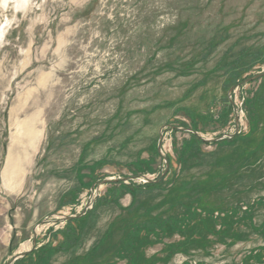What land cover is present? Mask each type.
I'll use <instances>...</instances> for the list:
<instances>
[{
  "label": "rangeland",
  "instance_id": "rangeland-1",
  "mask_svg": "<svg viewBox=\"0 0 264 264\" xmlns=\"http://www.w3.org/2000/svg\"><path fill=\"white\" fill-rule=\"evenodd\" d=\"M0 33V264H264V0H8Z\"/></svg>",
  "mask_w": 264,
  "mask_h": 264
},
{
  "label": "water",
  "instance_id": "water-1",
  "mask_svg": "<svg viewBox=\"0 0 264 264\" xmlns=\"http://www.w3.org/2000/svg\"><path fill=\"white\" fill-rule=\"evenodd\" d=\"M264 75V72H262V73H259V74H257V75H255L254 77H252V78H259V77H261V76H263ZM248 78L247 79H245L244 80V82H248ZM234 89V86H232L230 89H229V91H228V98L230 99L231 98V92H232V90ZM230 102H232V100L230 99ZM235 125L237 126V117H235ZM188 130H190V129H188ZM194 134H196V135H198V132H195V131H192ZM224 138H227L226 136H219V137H217V138H215V139H213V140H220V139H224ZM158 150H159V152H160V154H161V156H162V153H161V149H160V145L158 146ZM164 158V157H163ZM70 218H72L71 216H66V217H64V219H66V220H68V219H70ZM34 242V241H33ZM24 255V253H19V254H17V255H14L13 257H12V259H11V261H10V263H12L13 261H15L16 259H18V258H20V257H22Z\"/></svg>",
  "mask_w": 264,
  "mask_h": 264
},
{
  "label": "built area",
  "instance_id": "built-area-1",
  "mask_svg": "<svg viewBox=\"0 0 264 264\" xmlns=\"http://www.w3.org/2000/svg\"><path fill=\"white\" fill-rule=\"evenodd\" d=\"M240 120H241V117L239 118V116L237 115V126L235 125V122H234L233 128L230 131L223 133L221 136H226L227 138H230L234 134H237L240 131V122H239Z\"/></svg>",
  "mask_w": 264,
  "mask_h": 264
},
{
  "label": "clouds",
  "instance_id": "clouds-1",
  "mask_svg": "<svg viewBox=\"0 0 264 264\" xmlns=\"http://www.w3.org/2000/svg\"><path fill=\"white\" fill-rule=\"evenodd\" d=\"M0 6L7 8L8 7V0H0ZM16 10L19 11L20 10V5H16ZM7 23V21H6ZM0 37H2V33H0Z\"/></svg>",
  "mask_w": 264,
  "mask_h": 264
},
{
  "label": "trees",
  "instance_id": "trees-1",
  "mask_svg": "<svg viewBox=\"0 0 264 264\" xmlns=\"http://www.w3.org/2000/svg\"><path fill=\"white\" fill-rule=\"evenodd\" d=\"M263 78H264V76L262 77V79H263ZM237 84H238V83H237ZM233 85H235V83H234ZM30 255H31V254L25 255V257L22 258L21 260H20V259L16 260L14 264H16V263H18V262H22L23 259H25L26 257H29Z\"/></svg>",
  "mask_w": 264,
  "mask_h": 264
},
{
  "label": "bare ground",
  "instance_id": "bare-ground-1",
  "mask_svg": "<svg viewBox=\"0 0 264 264\" xmlns=\"http://www.w3.org/2000/svg\"><path fill=\"white\" fill-rule=\"evenodd\" d=\"M29 243H25L23 246H22V250L26 249L27 246H28ZM29 247V246H28Z\"/></svg>",
  "mask_w": 264,
  "mask_h": 264
}]
</instances>
